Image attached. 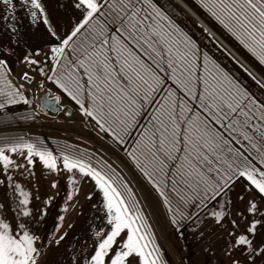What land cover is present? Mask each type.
Returning <instances> with one entry per match:
<instances>
[{"label": "snow or ice", "instance_id": "1", "mask_svg": "<svg viewBox=\"0 0 264 264\" xmlns=\"http://www.w3.org/2000/svg\"><path fill=\"white\" fill-rule=\"evenodd\" d=\"M197 2L264 65V0ZM0 4L8 13L0 19L12 34L10 45L0 46V123L12 119L10 106L31 104L20 81L38 76L51 82L115 141L131 140L128 155L163 198L174 226L210 215L232 225L225 245L230 264H264V239L257 238L258 232L264 235V91L257 95L223 67L171 13L168 0H68V16L50 12L44 0ZM18 7L31 25L44 28V47H29L19 38ZM58 7L66 5L58 0ZM203 32L218 51H227L210 27ZM19 64L25 70L14 75ZM59 99L45 90L38 107ZM14 155L24 156L29 168L38 157L51 171L66 170L73 184L79 173L98 189V215L88 229L94 235L79 252L69 251L70 264H165L119 173L74 146L54 151L24 135L0 136V187L12 193L10 202L0 203V264H40L47 247L37 231L47 211H31L29 193L13 183V171L24 167ZM237 187L242 232L230 218ZM72 198L69 191L66 199ZM65 235L55 239L57 246Z\"/></svg>", "mask_w": 264, "mask_h": 264}, {"label": "rangeland", "instance_id": "2", "mask_svg": "<svg viewBox=\"0 0 264 264\" xmlns=\"http://www.w3.org/2000/svg\"><path fill=\"white\" fill-rule=\"evenodd\" d=\"M196 15L210 27L216 35L227 44L241 59L260 73L264 72L257 59L252 58L249 53L239 45L234 38L226 31L194 0H181ZM168 7L171 13L178 19L186 30L190 31L194 39L207 44L211 53L222 63V66L235 74L257 95L259 85L257 78L253 76L228 50L218 51L206 39L207 34L203 32V26L191 17L175 0H168ZM24 65L19 64L14 67L16 72L24 71ZM19 80V77H17ZM27 89L26 95L31 100V104L23 103L10 106L8 115L23 113H38L40 121H33L29 117H23L25 124L0 129V134L21 133L28 136L46 137L51 140L65 141L79 148L91 151L101 160L111 166L128 183L139 207L142 210L150 229L154 234L157 245L161 249V254L165 264H230V259L226 255L225 245L227 243V229L223 223L214 222L210 215H201L197 220L189 221L183 229H177L171 222L166 205L162 197L150 184V182L136 169L128 155L129 141L124 145L118 144L109 133L102 131L90 117H85L79 110V106L59 90L51 82H43L40 77H35L31 83L20 81ZM43 85V86H41ZM44 90H49L53 94L61 97L62 112L57 116H46L39 112L37 97ZM71 108L73 113L67 115L64 110ZM17 163L24 165L23 168L13 171V183H19L21 188L29 193L30 205L28 206L34 213L46 209L47 215L42 217V224L38 228V233L45 237L44 243L47 245L41 258L40 264H70L68 261L69 251L79 252L81 244L86 241L90 243L89 237L94 235L88 231L89 225L93 223L98 213L93 208L99 198L98 189L94 182L87 177L77 173L74 177L75 184L69 181V173L64 170L58 174L49 170L38 157L35 163L29 168L24 156H13ZM62 167V165H61ZM55 181V187H53ZM71 191L72 199L67 200L66 196ZM241 191L237 187L232 193L231 219L237 220L238 231L242 232L245 222L237 216V208H243V203L236 200L237 193ZM92 198H88V194ZM12 193L4 187H0V202H10ZM19 196V193H16ZM211 208V205H209ZM219 210V209H217ZM63 216V221L59 217ZM227 218V217H226ZM57 231H54L57 225ZM66 233L59 245L55 244V239ZM258 240L264 239V235L257 233ZM51 239L52 244L47 241Z\"/></svg>", "mask_w": 264, "mask_h": 264}, {"label": "crops", "instance_id": "3", "mask_svg": "<svg viewBox=\"0 0 264 264\" xmlns=\"http://www.w3.org/2000/svg\"><path fill=\"white\" fill-rule=\"evenodd\" d=\"M191 17H193L177 0H175ZM184 6H186L200 21H202L196 13H194L186 4L183 3V1L179 0ZM46 7L48 10L51 11H57L58 15L61 16H68L71 14L70 8L67 7L68 0H60V2L64 3L66 5L65 8H59L58 7V0H44ZM16 3L18 5L19 0H16ZM8 13L4 10V6L0 4V17L6 16ZM17 20L15 21L16 25L20 29L19 32V38L22 40V42L26 43L27 46L35 48V47H44L45 45V34H44V28L42 26H34L31 25L29 22V18L25 12V10L22 7H18V10L16 11ZM194 18V17H193ZM195 19V18H194ZM196 20V19H195ZM197 21V20H196ZM11 22V20H9ZM198 22V21H197ZM199 23V22H198ZM202 23H204L202 21ZM201 24V23H200ZM205 24V23H204ZM206 25V24H205ZM207 26V25H206ZM208 27V26H207ZM11 32L8 31L5 27V22L0 19V46L7 47L10 45L11 41ZM13 47H16L15 45H12ZM2 50V49H0ZM259 63L258 60H255ZM260 64V63H259ZM249 65V64H248ZM261 66H264L260 64ZM244 66V65H243ZM250 66V65H249ZM245 67V66H244ZM251 67V66H250ZM246 68V67H245ZM252 68V67H251ZM247 69V68H246ZM264 69V68H263ZM253 76H255L261 83H264V72L260 73L258 70L253 69L252 70L256 73H252L249 69H247ZM264 91V90H261ZM1 203V202H0Z\"/></svg>", "mask_w": 264, "mask_h": 264}, {"label": "trees", "instance_id": "4", "mask_svg": "<svg viewBox=\"0 0 264 264\" xmlns=\"http://www.w3.org/2000/svg\"><path fill=\"white\" fill-rule=\"evenodd\" d=\"M198 5L199 3L197 2V0H194ZM200 6V5H199ZM201 7V6H200ZM202 8V7H201ZM203 9V8H202ZM206 11V10H205ZM210 15V14H209ZM222 27V26H221ZM241 46V45H240ZM242 47V46H241ZM246 50V49H245ZM247 51V50H246ZM249 55H251L249 53ZM252 56V55H251ZM252 58L256 59L255 57L252 56ZM10 117H12V119H10L7 123H0V129H3V128H12V127H17V126H20V125H23L25 124V122L22 121L23 117H29L31 120L33 121H40V116L38 113H23V114H11L9 115ZM145 119L147 118V116L145 115L144 117ZM141 130L140 128H137V129H133L131 135L134 137L136 136L137 134V131ZM110 134V133H109ZM20 135H24L26 138H30V139H36V138H39V139H42L45 141L46 145L52 149V150H56L57 147H63L65 145H71V146H74V148L78 151H83L85 154H90L92 155L93 157V160H101L97 155H95L94 153H92L91 151H87V150H84L82 148H79L73 144H70L68 142H65V141H59V140H51V139H48L46 137H33V136H28L27 134H25L24 132H21V133H15V132H12V133H8V134H0V136H13V137H17V136H20ZM111 135V134H110ZM125 140L126 142L129 141V148H128V151L130 150V144H131V140L128 138V137H125ZM117 142V141H116ZM118 144L120 145H124L125 143L121 144L119 142H117ZM130 157V156H129ZM131 159V157H130ZM132 160V159H131ZM133 162V161H132ZM134 165V163H133ZM135 166V165H134ZM137 169V168H136ZM139 171V169H137ZM140 172V171H139ZM141 173V172H140ZM142 174V173H141ZM143 175V174H142ZM147 179V178H146ZM151 184V183H150ZM152 185V184H151ZM163 199V198H162ZM167 207V206H166ZM169 213V212H168ZM169 216H170V219H171V213H169ZM189 223V221H184L182 222L178 227L175 226L177 229H183L184 227L187 226V224Z\"/></svg>", "mask_w": 264, "mask_h": 264}, {"label": "water", "instance_id": "5", "mask_svg": "<svg viewBox=\"0 0 264 264\" xmlns=\"http://www.w3.org/2000/svg\"><path fill=\"white\" fill-rule=\"evenodd\" d=\"M179 1V0H178ZM187 9V8H186ZM188 10V9H187ZM189 11V10H188ZM196 18V20L201 23V25L203 27H207L205 26L196 16H194ZM217 36V35H216ZM218 37V36H217ZM219 41H221L223 43V45L226 47V49L237 59L239 60L247 69H249L252 73L256 74L252 68L243 60L241 59L227 44H225L219 37H218ZM45 91V90H44ZM44 91L42 93H40V95H38L37 97V103L39 105L40 103V98L42 97V95L44 94ZM49 91V90H48ZM51 92V91H50ZM52 93V92H51ZM53 94V93H52ZM54 96H59L57 94H53ZM60 97V96H59ZM38 110L41 114L43 115H46V116H57L59 113H61L63 110H62V106H61V97L59 99V102L58 103H54L52 104L50 107L48 108H45L44 110H41L39 107H38ZM64 112L67 114V115H71L73 113V110L71 108H66L64 110Z\"/></svg>", "mask_w": 264, "mask_h": 264}, {"label": "bare ground", "instance_id": "6", "mask_svg": "<svg viewBox=\"0 0 264 264\" xmlns=\"http://www.w3.org/2000/svg\"><path fill=\"white\" fill-rule=\"evenodd\" d=\"M178 1V0H177ZM185 9L187 8L186 6H184L180 1H178ZM188 9V8H187ZM186 9V10H187ZM189 10V9H188ZM187 10V11H188ZM193 17L195 16L190 10L188 11ZM195 18V17H194ZM196 19V18H195ZM202 22V21H201ZM204 24V23H203ZM205 25V24H204ZM206 26V25H205Z\"/></svg>", "mask_w": 264, "mask_h": 264}]
</instances>
